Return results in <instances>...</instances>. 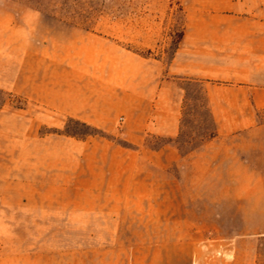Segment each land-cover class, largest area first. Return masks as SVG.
I'll use <instances>...</instances> for the list:
<instances>
[{
  "label": "crops",
  "instance_id": "1",
  "mask_svg": "<svg viewBox=\"0 0 264 264\" xmlns=\"http://www.w3.org/2000/svg\"><path fill=\"white\" fill-rule=\"evenodd\" d=\"M179 3L182 34L160 74L142 75L147 61L120 51L118 74L110 77L108 59L88 70L54 60V39L37 38L41 15L25 9L14 24L12 1L0 0V90L38 109L36 117L21 110L26 126L59 128L72 118L129 147L102 142L109 150L100 158L116 170L83 173L84 211L115 216L111 226L133 234L87 237L77 249L38 248L21 264H253L248 237L264 236V0ZM173 80L200 86L212 122L211 136L185 153L175 143L181 111ZM148 136L166 142L150 148ZM220 179L246 230L238 238L205 230L215 227V218L205 222L206 184L214 195ZM26 191L23 206L35 194L38 210L55 208V183L27 184ZM125 213L129 219L120 218Z\"/></svg>",
  "mask_w": 264,
  "mask_h": 264
},
{
  "label": "rangeland",
  "instance_id": "2",
  "mask_svg": "<svg viewBox=\"0 0 264 264\" xmlns=\"http://www.w3.org/2000/svg\"><path fill=\"white\" fill-rule=\"evenodd\" d=\"M11 1L14 24L21 22L20 13L25 9L40 11L37 38L54 39L48 49L54 60L88 70L100 59H108L110 77L118 74L114 61L121 58L120 51L147 61L141 66L142 75L154 74V70L160 74L173 55L183 26L179 0ZM172 87L181 111L175 143L185 153L211 136L212 122L198 84L173 80ZM27 108L37 116L38 109L26 105L20 94L0 90V264H21V257L38 248H83L87 237H107L115 231L122 236L132 235L133 228L111 226L118 219L115 216L86 213L83 189V173L116 170V164L107 158L104 163L101 160L109 150L102 142L129 147L119 136L72 118L62 120L59 128L42 125L35 130V125L32 130L22 121L26 115L22 117L21 110ZM93 130L101 134L86 135ZM164 142V137L148 136L145 143L155 148ZM50 183L58 188L54 209L38 210L35 194L32 204L22 205L27 184L36 189L37 184ZM225 183L224 179L215 181L214 195L212 188L207 193L206 184L205 222L209 225L215 218V227L205 230L211 237L238 238L246 230L232 210V197L221 193ZM212 200H219V204L213 206ZM130 216L125 213L120 218ZM190 216L196 219L197 213ZM248 238L253 240V264H264V236Z\"/></svg>",
  "mask_w": 264,
  "mask_h": 264
},
{
  "label": "trees",
  "instance_id": "3",
  "mask_svg": "<svg viewBox=\"0 0 264 264\" xmlns=\"http://www.w3.org/2000/svg\"><path fill=\"white\" fill-rule=\"evenodd\" d=\"M27 1H30V0H27ZM61 5H65V3H61ZM36 11H38V12H40L38 9H36ZM181 34H182V31H181V33H180V36H179V39H180V37H181ZM179 41V40H178ZM82 126H85V127H87L86 125H84V124H81ZM88 128V127H87ZM97 134H101V133H97V131L96 130H93V133H88V134H86V135H97Z\"/></svg>",
  "mask_w": 264,
  "mask_h": 264
}]
</instances>
